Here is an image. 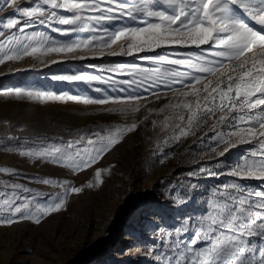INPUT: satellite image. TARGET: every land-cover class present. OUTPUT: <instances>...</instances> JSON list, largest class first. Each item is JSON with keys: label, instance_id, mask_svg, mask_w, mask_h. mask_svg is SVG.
<instances>
[{"label": "snow or ice", "instance_id": "6c2138e0", "mask_svg": "<svg viewBox=\"0 0 264 264\" xmlns=\"http://www.w3.org/2000/svg\"><path fill=\"white\" fill-rule=\"evenodd\" d=\"M0 13L5 14L0 16V64L38 52L76 53L97 47L102 54L108 49L113 57L136 61L109 66L107 76L73 70L46 77L68 82L71 90L35 85L0 89L16 101L96 106L101 116L115 121L67 136L43 137L39 143L9 136L14 148L0 143V150H15L36 165L79 173L115 150L138 125L155 126L157 118L167 122L172 114L179 121L174 125L179 142L214 118L209 128L213 134L200 138L205 145L201 151L224 157L238 145L249 147L239 162L217 160L189 170L181 194L173 195V188L169 198L182 207L198 190L201 177L238 179L205 189L197 200L204 212L172 226L153 227L152 243L144 246L147 252L139 247L144 232L138 234L133 225L126 234L129 246L118 254L135 247L152 264H264V0H0ZM169 92L171 96L162 95ZM153 102L157 107H147ZM167 155L161 153L158 162ZM3 173L61 191L0 181V225H40L64 208L70 193L82 191L68 179L24 177L16 169L0 167ZM250 180L257 184L245 183ZM95 181L102 183L101 170L95 171ZM156 219L154 213L150 223Z\"/></svg>", "mask_w": 264, "mask_h": 264}, {"label": "rangeland", "instance_id": "374dc122", "mask_svg": "<svg viewBox=\"0 0 264 264\" xmlns=\"http://www.w3.org/2000/svg\"><path fill=\"white\" fill-rule=\"evenodd\" d=\"M20 2L27 3V0ZM80 56L84 59H79ZM133 62L136 61L132 57L109 55L108 49L102 54L98 47L76 53L41 55L38 52L32 57L0 64V89L35 85L71 90L68 82H53L46 77L73 70L107 76L105 69L109 66ZM90 94L95 95L94 92ZM162 95L171 96V93ZM147 107L155 108L157 104L153 102ZM178 122V118L170 114L167 122L160 117L155 126L151 122L138 125V130L128 134L115 150L104 154L95 165L79 173H69L62 167L36 165L20 157L15 150H0V167L16 169L24 177L39 175L53 180L68 179L73 186L82 188L81 193H70L64 208L44 218L40 225L29 221L0 225V264H115L121 260L125 264H152L151 259L138 254L135 247L124 256L118 254V250L129 246L126 234L133 230L132 226L135 225L138 234L144 232L139 247L147 252L144 246L152 243L153 227L172 226L189 215L204 212L205 207L197 200L205 189L238 179L227 175L219 179L201 177L198 190L181 207L173 203L168 194L173 188V195L181 194V189L188 182V171L214 164L217 160L226 161L229 165L239 162L238 157L249 147L238 145L224 157L214 155L210 150L201 151L205 145L200 143V138L206 133L209 136L213 134L209 128L215 119L202 123L195 136L189 134L181 137L179 142L174 139V125ZM111 123L115 121L101 116L96 106L71 101H16L0 92V143L12 144L13 148L14 142L8 141L9 136L32 138L39 143L43 137L67 136L69 131ZM165 152L168 153L167 158L159 163L160 154ZM96 170H101L102 183L95 181ZM0 181L23 182L53 193L61 191L50 185L37 186L27 179L16 181L7 173L0 174ZM88 183L93 186L87 187ZM245 183L255 186L257 181ZM154 213L157 219L150 223Z\"/></svg>", "mask_w": 264, "mask_h": 264}]
</instances>
